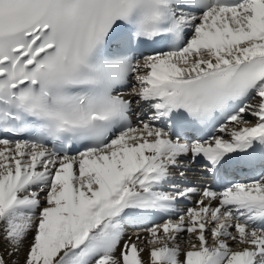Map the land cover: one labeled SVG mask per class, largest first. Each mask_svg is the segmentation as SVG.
<instances>
[{"label":"snow or ice","instance_id":"1","mask_svg":"<svg viewBox=\"0 0 264 264\" xmlns=\"http://www.w3.org/2000/svg\"><path fill=\"white\" fill-rule=\"evenodd\" d=\"M0 264H264V0H0Z\"/></svg>","mask_w":264,"mask_h":264}]
</instances>
